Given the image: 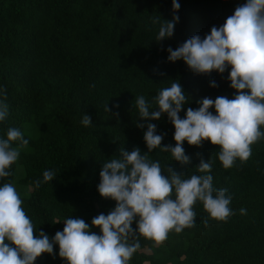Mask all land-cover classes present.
Instances as JSON below:
<instances>
[{
    "label": "trees",
    "instance_id": "obj_1",
    "mask_svg": "<svg viewBox=\"0 0 264 264\" xmlns=\"http://www.w3.org/2000/svg\"><path fill=\"white\" fill-rule=\"evenodd\" d=\"M177 2L178 11L172 0H0V90L6 89L7 97L0 93V103L8 106L0 139L17 128L29 141L0 186L14 184L36 235L43 231L53 239L68 218L83 219L99 235L92 219L116 206L98 192L102 165L122 158V149L139 148L160 163L164 175L168 167L184 179L212 175L214 189H227L234 215L227 222L216 221L197 201L194 227L170 232L158 247L140 236V249L129 264H264V138L251 146L247 162L237 158L229 169L218 159L219 146L210 141L200 147L185 141L190 163L182 165L170 152H149L144 140L151 123L164 137L161 147H174L175 128L167 113L159 120L140 118L138 96H144L150 112L159 111L155 97L179 82L188 98L179 113L184 119L187 109H198L203 98L237 94L228 79L231 66L222 74H197L183 59L169 61L167 49L176 50L194 35L204 39L247 0ZM174 16L179 21L173 35L156 41L160 27ZM212 82L217 86L211 87ZM209 111L216 114L214 107ZM84 114L92 126H83ZM201 160L211 162L210 173L198 171ZM45 170L56 173L47 183ZM242 208L246 214L240 213ZM34 264L67 261L54 244L53 254H42Z\"/></svg>",
    "mask_w": 264,
    "mask_h": 264
},
{
    "label": "clouds",
    "instance_id": "obj_2",
    "mask_svg": "<svg viewBox=\"0 0 264 264\" xmlns=\"http://www.w3.org/2000/svg\"><path fill=\"white\" fill-rule=\"evenodd\" d=\"M172 7L174 11L179 10L177 0H172ZM178 21L179 16L166 21L156 41L171 37ZM167 51L169 61L183 59L197 74L212 71L222 74L231 66L228 79L237 94L232 99L226 96L214 101L203 98L197 102L198 109H187L184 119L179 113L188 98L179 82H173L155 97L159 111L150 112L144 96L136 97L140 118L159 120L167 113L175 128V146L161 147L164 137L156 134L155 124L149 123L144 133L148 151L159 148L170 152L173 160L186 165L190 158L185 154L183 143L187 141L189 145L200 147L207 140L219 146L218 159L225 169L232 168L237 158L241 163L247 162L252 155L251 146L264 138L261 130L264 125V0H247L223 26L212 27L204 39L194 35L176 50L169 47ZM210 86L217 85L212 82ZM0 93L7 98L6 89ZM212 107L215 115L209 111ZM105 111H110L107 105ZM7 116L8 106L0 103V121ZM81 123L85 127L92 126L91 117L84 114ZM13 142H19V146L13 147ZM28 143L19 129L7 130V139H0V178L11 175L8 169ZM121 157L103 163L100 171L98 192L103 198L116 201V206L109 214L92 219L91 225L100 229L99 235L91 232L83 219L73 218L66 219L63 231H57L51 240L43 231L36 235L14 184L0 186V264H34L42 254L52 255L54 244L59 245V256L67 264H129L140 249V236L158 247L164 244L170 232L179 234L185 228L194 227L193 206L197 201L203 203L210 218L216 221L227 222L234 215L227 189H214L212 175L194 174L184 179L170 167L168 175H164L160 163L150 161L147 153L142 155L139 148L131 152L122 149ZM211 169L210 161H200L199 172L210 173ZM55 175L54 171L45 170L43 182L52 181ZM35 184L39 187L41 181ZM240 213L246 214V210L242 208ZM137 217L134 230L131 226ZM204 223L207 227V221Z\"/></svg>",
    "mask_w": 264,
    "mask_h": 264
}]
</instances>
